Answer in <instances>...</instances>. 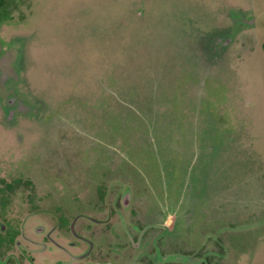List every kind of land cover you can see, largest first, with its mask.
Here are the masks:
<instances>
[{
    "label": "rangeland",
    "instance_id": "1",
    "mask_svg": "<svg viewBox=\"0 0 264 264\" xmlns=\"http://www.w3.org/2000/svg\"><path fill=\"white\" fill-rule=\"evenodd\" d=\"M222 28L225 52L212 44ZM263 44L264 0H0V226L19 234L7 255L26 244L21 228L59 218L95 219L103 245L107 174L131 197L107 259L130 264L129 211L144 210L139 233L155 206L183 264H264Z\"/></svg>",
    "mask_w": 264,
    "mask_h": 264
},
{
    "label": "flooded vegetation",
    "instance_id": "2",
    "mask_svg": "<svg viewBox=\"0 0 264 264\" xmlns=\"http://www.w3.org/2000/svg\"><path fill=\"white\" fill-rule=\"evenodd\" d=\"M230 40H228V36H216L213 45L216 46V50L219 48L220 51H223L225 45ZM17 50L19 51V48ZM18 51L17 53L14 52L17 54L16 60L11 62L12 64H16L17 70L21 69L25 64L23 52L21 53L23 54V57H21ZM8 52L9 50L7 49H5L4 52H0V108L1 116L5 117V119L8 118L6 114H8L7 104H9L8 94L6 93L7 88H4V83H7L9 80L7 77L8 70L6 69V60H9ZM14 69L15 67L11 70ZM4 99L6 103L5 110L3 108ZM17 100L16 97L11 99L14 107L17 108L18 106V109L20 110H17L19 112L27 114L29 110H31L30 107L25 105L22 101L21 103L16 102ZM39 108L33 113L34 115L37 116L39 114ZM9 117H14L13 111L10 113ZM102 176H104V186L99 192V200L101 203L100 210L103 212L104 216L100 218V221L97 224L101 227L100 229L103 232V237L97 241H101L103 245L97 246L95 240H93V235L91 236V233L89 232L91 227L94 226L93 222H95V219H91L92 224L85 222L83 224L84 230L79 227L77 230V217H74L70 222L59 218L57 221H52L50 226H48L50 222L47 223V221L39 223L33 227V234L31 236L30 234H25V228H21L20 235L23 236L26 244L24 245L19 240H15V245L21 249L20 255L16 254L10 256L9 254L7 255V244L11 240L13 241L19 234L17 230H8L7 225L4 223L0 226V264H121V261L118 262L115 259L110 260L106 258V240L108 238L105 237V232L111 230L110 236L114 239L111 250H116L119 247L117 244L120 241L116 229H118V226H128V224L123 222L125 218L123 216L124 211L122 207L124 206L127 208L131 205V197L126 189H124L123 192H120V190H113L112 185L106 183L109 175L104 174ZM150 208L152 210L150 212L147 211L146 214H143V208H138L137 206L132 207L129 211V214L135 221L132 222L131 220V223L129 224L130 233L128 236L130 237L131 247L136 252V256L133 257L130 264H140L139 259H145L144 264H183L182 262L184 259H186V261H191L189 260V257L176 256L177 258H173L169 254L171 251V237L168 234L169 228L159 232L157 229L158 224L154 223L156 220L154 217L159 214V208L155 206H151ZM198 210L201 212L202 208H199ZM139 211L143 212L142 214L144 215V218L150 219V216L153 218L146 223L140 222L142 228L138 233L139 223L137 220H141ZM47 212L48 211L45 209L36 207L29 211V215L38 214L44 217L45 215L42 214H47ZM34 218L36 217L34 216ZM159 236H161V239L157 242ZM154 242H157V244H154ZM140 247L142 248L141 250ZM3 250H6L5 254H1L4 253ZM111 250L110 252H112ZM143 250L146 251L143 252ZM118 251L120 252V249H118ZM202 260L203 261H200L199 264H208L205 259Z\"/></svg>",
    "mask_w": 264,
    "mask_h": 264
},
{
    "label": "crops",
    "instance_id": "3",
    "mask_svg": "<svg viewBox=\"0 0 264 264\" xmlns=\"http://www.w3.org/2000/svg\"><path fill=\"white\" fill-rule=\"evenodd\" d=\"M225 28H222V30H216L215 32H213L212 33V37H213V39H215L216 38V36H223V37H226V36H228V31L227 30H224ZM230 38V36H228V40H230L229 39ZM214 42V41H213ZM213 42H212V44H213ZM232 42V39L230 40V41H228L227 42V44L225 45V47H224V49H223V52H225V50H227V46H228V44L229 43H231ZM210 46V45H209ZM208 48H210V47H208Z\"/></svg>",
    "mask_w": 264,
    "mask_h": 264
}]
</instances>
